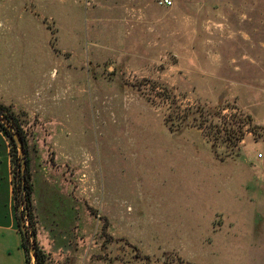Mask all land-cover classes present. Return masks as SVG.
<instances>
[{
    "label": "rangeland",
    "instance_id": "obj_1",
    "mask_svg": "<svg viewBox=\"0 0 264 264\" xmlns=\"http://www.w3.org/2000/svg\"><path fill=\"white\" fill-rule=\"evenodd\" d=\"M201 105L254 128L168 130ZM0 107L49 264H264V0H0Z\"/></svg>",
    "mask_w": 264,
    "mask_h": 264
},
{
    "label": "trees",
    "instance_id": "obj_2",
    "mask_svg": "<svg viewBox=\"0 0 264 264\" xmlns=\"http://www.w3.org/2000/svg\"><path fill=\"white\" fill-rule=\"evenodd\" d=\"M226 107H222L221 105H217L213 108H209L207 106L201 105L197 106L196 108H190L188 107L183 112H177V115L169 114L166 118L165 124L170 132L180 131L183 128H186L188 126L196 127L199 130H202L204 135L208 137L213 144V147L216 149L217 142H220L221 145L225 146V149H232L234 146L237 145V143L242 140L243 138V130L242 125L243 123L249 124V127L254 128L252 125V121L249 117L242 116L241 114H233L231 115V121L232 123H229L228 126L223 123L224 129H222V125H219L218 123H215V119L220 120L221 111L225 110ZM228 109H230L228 107ZM231 109H234L231 107ZM0 115L5 117L8 121V126L11 128H16V132L19 133L21 142L24 149L25 154V183L23 186V180L22 175L20 174V186L19 191L24 194L23 200L24 205V211L25 215L22 214V217L26 216L28 219V225L30 233L26 236H24L21 231L19 232L22 235V248L25 254V263L31 264V258L29 256V237L30 241H32V248L34 251V254L36 255V261H34V264H49L48 263V257L45 255L44 251H42L41 247L38 245L36 235H37V227H36V221H35V215H34V209L32 205V185H31V179L29 175V169H28V159H27V145L26 141L24 140V137L22 136V132L16 125V120L13 119L11 114H8L6 109H2L0 107ZM225 122V121H224ZM254 133V131H252ZM3 135L5 138H7L8 144H9V156L11 160V164L13 167V177L12 180L15 179V170L18 165L20 168L21 163H19V160H17L16 156V146L13 142V140L10 138L9 131L6 127H4L2 124H0V135ZM1 139V138H0ZM1 142V140H0ZM216 152V151H215ZM17 160V161H16ZM16 185V184H15ZM12 183V190L13 195L17 193L16 187ZM19 218H16L17 227H19ZM28 239V243H27Z\"/></svg>",
    "mask_w": 264,
    "mask_h": 264
},
{
    "label": "crops",
    "instance_id": "obj_3",
    "mask_svg": "<svg viewBox=\"0 0 264 264\" xmlns=\"http://www.w3.org/2000/svg\"><path fill=\"white\" fill-rule=\"evenodd\" d=\"M17 217L20 221L13 205L11 175L0 170V264H26Z\"/></svg>",
    "mask_w": 264,
    "mask_h": 264
},
{
    "label": "water",
    "instance_id": "obj_4",
    "mask_svg": "<svg viewBox=\"0 0 264 264\" xmlns=\"http://www.w3.org/2000/svg\"><path fill=\"white\" fill-rule=\"evenodd\" d=\"M12 129L14 130V134L12 136V139H13V142L16 146V148L18 147V150H19V155H20V158H21V165H20V170H21V175H22V180H23V186H24V183H25V165H24V159H25V154H24V149H23V145H22V142H21V138H20V135L19 133L16 132V128L12 127ZM19 217L20 219L22 220V215L21 213H19ZM21 232L24 236H26L27 234L25 233L26 230L25 228L22 226L21 227ZM32 241H31V247H30V254H32V258L34 261H36V255L34 254V251H33V248H32Z\"/></svg>",
    "mask_w": 264,
    "mask_h": 264
},
{
    "label": "built area",
    "instance_id": "obj_5",
    "mask_svg": "<svg viewBox=\"0 0 264 264\" xmlns=\"http://www.w3.org/2000/svg\"><path fill=\"white\" fill-rule=\"evenodd\" d=\"M165 3V2H164Z\"/></svg>",
    "mask_w": 264,
    "mask_h": 264
}]
</instances>
